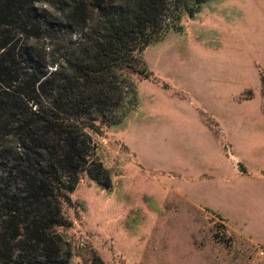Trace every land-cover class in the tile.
Instances as JSON below:
<instances>
[{"label":"rangeland","instance_id":"374dc122","mask_svg":"<svg viewBox=\"0 0 264 264\" xmlns=\"http://www.w3.org/2000/svg\"><path fill=\"white\" fill-rule=\"evenodd\" d=\"M237 3L250 4L208 0L193 14L180 8L176 25L143 52L152 75L135 79L129 112L118 123L96 122L93 167L104 171L93 170L98 179L83 175L71 204L62 207L57 230L66 264H264V135H250L264 130V54H219L217 39L225 33L243 42L263 40L264 23H257L260 13L242 7L235 14L220 6ZM38 6L54 11L46 3ZM229 18L248 25L253 19L258 28L227 27ZM202 24L208 32L203 45L213 48L198 47ZM164 130H199L193 144L219 145L231 160L221 170L237 174L221 183L204 166L202 176L195 169L189 182H177L164 163L160 179L166 181H156L154 145L169 142ZM218 193L236 200L225 196L226 206L218 205Z\"/></svg>","mask_w":264,"mask_h":264},{"label":"trees","instance_id":"16d2710c","mask_svg":"<svg viewBox=\"0 0 264 264\" xmlns=\"http://www.w3.org/2000/svg\"><path fill=\"white\" fill-rule=\"evenodd\" d=\"M206 1L0 0V264L67 263L62 207L104 171L91 130L122 120L146 47Z\"/></svg>","mask_w":264,"mask_h":264},{"label":"crops","instance_id":"0c3cea01","mask_svg":"<svg viewBox=\"0 0 264 264\" xmlns=\"http://www.w3.org/2000/svg\"><path fill=\"white\" fill-rule=\"evenodd\" d=\"M208 2V0L206 1ZM205 2V3H206ZM250 4L246 3H240L238 6V3L236 5H230L225 6L224 4L220 6H224L225 12H234L235 14L241 13V8L243 7L248 14L256 15L260 13L261 17L257 20V23H264V4L261 3V0H249ZM203 3V4H205ZM227 5V4H226ZM200 10V9H199ZM200 12V11H199ZM198 12V13H199ZM194 17H197V13ZM240 20V18H239ZM251 19L250 24L248 25V22L246 20L238 21L236 18H229L226 19V24L229 25L227 27L235 28L237 25L241 27L242 29H246L247 27L252 29V26L257 27V24H254V22ZM224 22V21H223ZM256 22V21H255ZM202 33L197 34L196 39L199 41L198 47L199 48H213L210 45H203L204 41L203 38L207 37L205 33L208 34L207 28L202 24ZM258 28V27H257ZM264 28V26H263ZM211 38H213L215 35L209 34ZM219 40L218 44L220 45L218 47L219 51L222 53L219 54H235V55H243L248 54L251 56L256 55H263L264 54V46L255 47L254 45L257 44L258 41H262L261 43L264 45V39L263 40H254L250 39V41L243 42L241 39L237 37L231 38V35L228 34H219L217 37ZM244 44H248L249 46H245ZM216 48V47H214ZM169 131L168 132V139L169 142H160L157 146L154 145V155L158 159L159 169L154 172H158L157 176H155V180L161 181V164L166 165L164 163H168V168H163L164 171L170 173V178L175 181H183V182H189L191 179V176L193 173H195V169H200L199 172L202 176L203 172L202 169L204 166L207 167L208 175L210 176L211 173L213 176L217 177L216 181H220L221 183L226 179V176H229L231 172H234L237 174L236 169L228 168L227 170H221L224 164L226 167L227 162L231 161L230 158H227L226 152L222 150V148L219 147V145H209V144H203V143H197L193 144V139L195 134H199V130H164ZM163 134V133H161ZM251 137L255 136V139L257 140L258 135H264V130H250ZM203 137V136H202ZM165 139V138H164ZM167 139V138H166ZM202 140L201 137H199V141ZM164 145V146H162ZM168 146V147H167ZM217 147V150H216ZM232 150V149H231ZM230 156H235V158H241L242 156L238 155L234 151H229ZM162 158H164V161H162ZM156 164V163H154ZM218 167V168H217ZM149 169V167H147ZM217 168V173L215 172V169ZM202 172V173H201ZM228 172V173H227ZM158 178V179H157ZM206 179V178H205ZM203 179V181H206ZM208 180L206 182H210L212 178H207ZM166 180H162L160 183L164 184ZM215 180H213L214 182ZM173 182V181H172ZM176 182V183H177ZM234 195V194H233ZM233 195H223L218 193V205L224 204L226 206L227 201H223L225 196L232 197ZM210 196V195H209ZM213 197V196H212ZM223 197V199H221ZM236 200V196H233V200ZM222 200V201H220ZM231 198L228 199V202H233ZM263 202V201H262ZM261 202V203H262ZM234 203V202H233ZM236 203V202H235ZM260 203V204H261ZM264 203V202H263ZM234 207V206H233ZM229 208L230 210H233L234 215L238 216V210L234 208ZM256 212V211H255ZM260 213V212H259ZM261 216V213H260ZM254 218H259L258 214H254ZM264 221V220H262ZM237 223V222H236ZM254 223V222H253ZM256 223V222H255ZM259 229V228H258ZM262 231L261 238H259L260 241H264V229H260Z\"/></svg>","mask_w":264,"mask_h":264}]
</instances>
